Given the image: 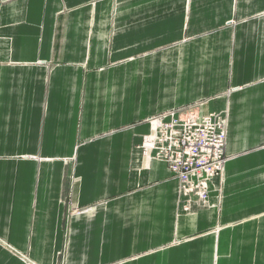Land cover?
Instances as JSON below:
<instances>
[{
  "label": "crops",
  "instance_id": "crops-1",
  "mask_svg": "<svg viewBox=\"0 0 264 264\" xmlns=\"http://www.w3.org/2000/svg\"><path fill=\"white\" fill-rule=\"evenodd\" d=\"M190 105L227 128L203 204L143 152ZM66 192L95 209L68 234ZM64 239L67 264H264V0H0V264Z\"/></svg>",
  "mask_w": 264,
  "mask_h": 264
},
{
  "label": "built area",
  "instance_id": "built-area-1",
  "mask_svg": "<svg viewBox=\"0 0 264 264\" xmlns=\"http://www.w3.org/2000/svg\"><path fill=\"white\" fill-rule=\"evenodd\" d=\"M218 114L197 116L188 107L176 109L168 118L153 123L156 129L143 139V148L162 160L178 181V193L208 200V186L225 166L226 131Z\"/></svg>",
  "mask_w": 264,
  "mask_h": 264
},
{
  "label": "rangeland",
  "instance_id": "rangeland-1",
  "mask_svg": "<svg viewBox=\"0 0 264 264\" xmlns=\"http://www.w3.org/2000/svg\"><path fill=\"white\" fill-rule=\"evenodd\" d=\"M200 104V102L198 103ZM197 105H190V108L192 110H195ZM188 107V106H187ZM174 111V110H171V111H166V112H163L161 114H159L158 116L154 117L153 119H151V122L152 123H155V120L159 118V116H161V119H165V118H168L169 117V114ZM213 114H216V113H213ZM227 114V113H226ZM197 115V114H196ZM220 115V114H218ZM198 116V115H197ZM222 116V115H221ZM220 116V117H221ZM221 119L223 120V125H224V128H225V123H224V118L221 117ZM154 128L152 129L155 130L157 127V125L155 126L153 124ZM225 131H227V128H225ZM152 133V132H151ZM150 133V134H151ZM147 136V135H146ZM145 136V137H146ZM148 150H144L143 152H146ZM227 160V158H226ZM225 167V166H224ZM223 171L219 174V175H222ZM218 176V175H217ZM212 181V180H211ZM69 195H70V192H66V196H65V199H64V203H65V232L66 234H68L67 232L70 231V226H71V223H70V218L72 215H80V214H83L84 212H88V211H91L89 213L91 214H95V209L93 210V208L91 209H72L71 208V203L69 201ZM70 205V206H69ZM68 245H69V239H64L63 241V245L61 246V249L59 250V252L57 253L56 255V258H55V263L54 264H67V257H68ZM17 258L20 259L24 264H38L37 261H35L34 259H31L29 257V255L27 254H22L20 255L19 253L16 254Z\"/></svg>",
  "mask_w": 264,
  "mask_h": 264
}]
</instances>
